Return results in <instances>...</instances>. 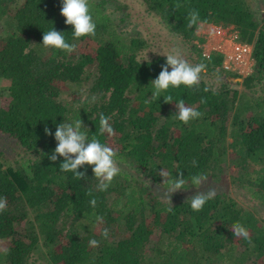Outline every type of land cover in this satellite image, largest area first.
I'll return each instance as SVG.
<instances>
[{
    "label": "trees",
    "instance_id": "obj_1",
    "mask_svg": "<svg viewBox=\"0 0 264 264\" xmlns=\"http://www.w3.org/2000/svg\"><path fill=\"white\" fill-rule=\"evenodd\" d=\"M105 1L90 0L95 35L73 39L61 0H0V77L7 80L0 87V197L7 198L0 264H264V223L231 194L216 191L199 212L189 203L196 192L178 195L168 212L158 192L167 188L161 170L183 172L185 190L195 188L193 174L204 173V183L228 180L264 205V0L260 15L251 0H138L186 46L185 59L207 65L198 86L170 88L157 100L150 81L167 53L153 36L121 29ZM193 10L202 23L189 27ZM209 23L233 27L238 42L251 44L249 72L224 67L220 50L203 51L197 30ZM52 28L76 45L72 53L42 45ZM60 81L85 88L65 99ZM180 99L202 116L176 119ZM101 113L114 131L98 138L116 151L121 169L103 192L92 166L78 180L60 171L62 157L49 160L56 141L44 132L80 118L91 137ZM237 221L250 242L232 234Z\"/></svg>",
    "mask_w": 264,
    "mask_h": 264
},
{
    "label": "clouds",
    "instance_id": "obj_2",
    "mask_svg": "<svg viewBox=\"0 0 264 264\" xmlns=\"http://www.w3.org/2000/svg\"><path fill=\"white\" fill-rule=\"evenodd\" d=\"M60 15L64 17V23L72 26L73 39H79L84 36H94L96 30V22L90 12V0H61ZM189 27L199 25L202 23L199 13L195 10L188 14ZM42 45L45 48H54L72 53L76 49L74 43L66 41L62 32L56 31L53 28L47 32H43ZM165 56V63L162 64L158 76L151 80L152 93L151 98L156 99L162 96L161 94L167 92L170 88H179L181 85L192 88L198 86L201 82V74L207 72V65L205 63L192 64L185 59L177 48H172ZM147 60V56H146ZM170 69V70H169ZM208 89H205L207 91ZM165 103H171L172 95L163 96ZM92 97L91 102L95 101ZM202 104L206 103L203 98L200 101ZM176 119L184 124L190 121L197 120L202 116V113L195 107L187 106L183 99L175 103ZM87 127L79 118L73 122H62L56 126L54 134L49 128H45L46 136H53L56 141V147L53 153L48 157L50 161L55 162L58 157L63 158L59 169L62 172H71L78 180L86 179L85 165L92 166L91 171L97 179V190L106 191L111 185L112 181L121 172L117 162L116 151L101 142L99 136L105 134L111 136L113 128L109 123V118L103 113L99 115L98 133L89 137L88 132L85 131ZM193 166L196 162L193 161ZM159 175L162 177V184L166 185V200L169 205L168 212L172 211L170 196L179 190L185 189L188 181L184 178L183 172H177L176 176H172L169 172L161 170ZM207 180V175L204 173H196L190 177L192 186L199 189ZM91 195V193H89ZM216 191L214 188H209L205 191H197L195 195L190 197L189 203L191 210L199 212L208 200L215 197ZM90 204L95 207L96 199L90 200ZM7 208V198L0 197V212ZM98 222H103V218L96 217ZM231 232L238 238H243L250 242L249 232L247 228L239 221L231 226ZM105 238L108 237V229H103L101 233ZM90 247H98L99 241L96 239L89 240Z\"/></svg>",
    "mask_w": 264,
    "mask_h": 264
},
{
    "label": "rangeland",
    "instance_id": "obj_3",
    "mask_svg": "<svg viewBox=\"0 0 264 264\" xmlns=\"http://www.w3.org/2000/svg\"><path fill=\"white\" fill-rule=\"evenodd\" d=\"M127 4V7H116V3L114 0H106L104 5L109 9L114 10L115 12L111 13L115 16V21L118 26L125 31H136L141 32L142 34H148V36H153V45L158 48V50L168 53L172 48H177L181 53L186 51V46L179 42L178 37H175L168 33V31L163 27L158 18L151 14L147 13L144 7L140 4L138 0H121ZM258 0H251V5L253 9L256 11L255 14L260 15V11H258V7L261 5L257 4ZM264 5V1L260 2ZM122 9L124 11H122ZM197 34L203 35V51L205 53H209L213 47H217L218 50L222 51L227 57L230 54H233V44L231 40H227V36L220 38L215 35V28L212 24L208 26L201 27L197 30ZM230 37V36H229ZM228 37V38H229ZM218 39L220 41H218ZM250 66L252 67V59L250 57ZM93 66H90V70L93 71ZM7 84V80L3 77H0V87H5ZM59 87L61 90V95L65 99H69L71 96L76 95L78 92L83 91L85 88V83L81 86L77 85H69L62 81L59 82ZM123 169L128 171H133L128 166H123ZM231 174L236 173V169L230 171ZM209 188H214L215 191H224L231 194L236 200L241 203L245 208L252 210L255 214H257L264 223V205L259 201L252 198L242 187L238 185H234L230 181L226 180L223 183L211 185L210 183H204L199 189L196 187L189 190H179L175 193H172L170 196V200H174L178 195H186L187 193L204 191ZM160 196L165 200L166 190H158Z\"/></svg>",
    "mask_w": 264,
    "mask_h": 264
},
{
    "label": "built area",
    "instance_id": "obj_4",
    "mask_svg": "<svg viewBox=\"0 0 264 264\" xmlns=\"http://www.w3.org/2000/svg\"><path fill=\"white\" fill-rule=\"evenodd\" d=\"M212 24L215 28V33L223 38L227 36V40L234 42L233 54L225 56L223 60L224 67L236 68L240 73H247L251 70L250 55H251V44L241 43L236 40V30L233 27H225L221 24ZM230 36V37H229ZM229 37V38H228ZM208 54V53H206Z\"/></svg>",
    "mask_w": 264,
    "mask_h": 264
},
{
    "label": "crops",
    "instance_id": "obj_5",
    "mask_svg": "<svg viewBox=\"0 0 264 264\" xmlns=\"http://www.w3.org/2000/svg\"><path fill=\"white\" fill-rule=\"evenodd\" d=\"M209 24H206V25H203L202 27H205V26H208ZM215 35H217V34H215ZM218 36V35H217ZM218 37H220V36H218ZM204 38H205V36H204ZM221 38V37H220ZM205 41V40H204ZM218 41H220L219 39H218ZM212 49H217L218 50V48L217 47H213ZM208 53V52H207Z\"/></svg>",
    "mask_w": 264,
    "mask_h": 264
}]
</instances>
